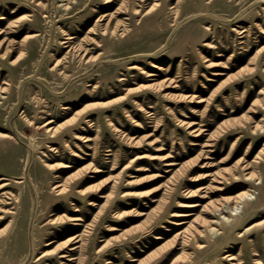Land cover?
Returning <instances> with one entry per match:
<instances>
[{"label":"rangeland","instance_id":"374dc122","mask_svg":"<svg viewBox=\"0 0 264 264\" xmlns=\"http://www.w3.org/2000/svg\"><path fill=\"white\" fill-rule=\"evenodd\" d=\"M63 3L0 0V264L75 246L73 264H264V0ZM245 189L231 223L175 247Z\"/></svg>","mask_w":264,"mask_h":264},{"label":"bare ground","instance_id":"6f19581e","mask_svg":"<svg viewBox=\"0 0 264 264\" xmlns=\"http://www.w3.org/2000/svg\"><path fill=\"white\" fill-rule=\"evenodd\" d=\"M62 1H64V3L62 4V6H64V9L68 8V6L72 2V0H62ZM115 1H117V0H105V2L108 4H114ZM124 10H125V7L123 6V4L120 3L116 8L115 13L122 14V13H124ZM111 16H112L111 13L102 14V15H100V17H98L97 20H103V19H106L108 17L107 18V22H108L110 20ZM2 20H4V17L0 16V21H2ZM106 24L104 26L102 24H98L99 29L94 28L93 31L99 30V31H101L100 33H111V34L116 33V32L123 33L125 31L123 22L121 20L115 21L114 24L111 25V27H107ZM245 31L246 30L242 31V33ZM0 33H3L2 29H0ZM92 33H96V32H92ZM67 39H68V42H63L64 44L68 43V46H65V47H68L70 49L76 48V47L72 46L73 42H70V40L72 38L68 36ZM89 50L90 49L84 47L80 51V54H79V55H81L80 57L81 58L85 57ZM6 53H7V51H5L2 54V56H4ZM133 68L136 69V66H133ZM147 75L148 76H155L154 73H149ZM0 98H2L1 95H0ZM199 101H202V100H199ZM260 121H262V119ZM52 123H53L52 120H46L43 123V127L47 133L53 134L56 131L57 127L52 126ZM256 126H258V125L256 124L254 126V128ZM259 128H260V131H262L263 126L260 125ZM192 132L196 133L195 135H200L201 129H199V128L193 129ZM3 137L9 138V135L3 134ZM143 157H145V156H138V158L137 157L136 158L141 159ZM154 158H156V156ZM174 164H175L174 162H166L165 163L166 166H172ZM57 167L60 168L61 170H64V169L72 168V165L66 164V163H60ZM99 172H101V170H99L97 168H95L94 170L91 171V173H99ZM78 173L79 172L77 171L76 174H78ZM88 177H93V175L90 174V175H88ZM243 177H244L243 179H245L246 181H252V180L255 181L256 179L258 180L261 178L260 176L255 177L252 173H245ZM55 178H57V181L54 185V188L56 189L57 193H59V194L65 193L68 189V181L69 180H62L61 176H59V175H56ZM58 178H59V180H58ZM237 178L238 177H236V179ZM6 185H7V183L1 184L0 190H3ZM0 195H1V197H0V203L1 204L2 203L3 204H10V202L8 201L10 199V197H9L10 193L9 192L3 191ZM99 197L103 198L104 195L101 194V195H99ZM251 197H253L251 190L245 189V190H242V191L236 193L235 195L227 198V200H225V202L228 204L227 206L224 207L223 205H221V206L213 207L212 211L209 212V218L202 220L200 225H198V227H194V226L191 227L188 225L185 228H183L179 233H177V235L179 234V241L177 243V246L175 245V247H178L179 249H181L184 252L188 248L189 242L192 239L195 241L196 244H198L200 247H202L201 244L199 243V240L202 237H205V235L207 233H211V234L217 233L220 226H223L227 223H231L234 220V218L240 213V209H241L242 205L248 201H251ZM89 204L92 205V203H89ZM195 206H197L196 203L190 204L189 207H195ZM3 213H8V210H5ZM189 215H190L189 212H183V213L178 214V217H188ZM1 218H2V216H1ZM70 221L72 222V225H75V226L81 225L78 222V221H81V219L78 217H72V218H70ZM176 223L182 224V223H184V221H178ZM79 236L80 235H76V236L72 237L70 244H74V243L79 242L80 241ZM153 239L157 240L160 238L158 236H155ZM77 247L78 246L70 247L66 252H62L59 254L58 257L60 259H64L65 261H67V262L63 261L62 264H69V262H71L70 264H73L72 262H74L75 259L71 257V254L69 252L76 250ZM46 255H49V252H47V251L42 252V256H46ZM224 258H227L229 260L233 259V257L229 254L226 255ZM177 260H178V256L174 257L171 264L177 263ZM231 264H242V263L238 262V263H231Z\"/></svg>","mask_w":264,"mask_h":264}]
</instances>
